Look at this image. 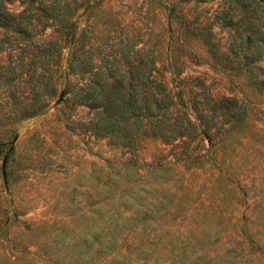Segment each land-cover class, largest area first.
I'll return each instance as SVG.
<instances>
[{"label":"rangeland","instance_id":"obj_1","mask_svg":"<svg viewBox=\"0 0 264 264\" xmlns=\"http://www.w3.org/2000/svg\"><path fill=\"white\" fill-rule=\"evenodd\" d=\"M72 3L75 33L153 47L164 79L204 76L248 110L213 139L191 140L189 154L152 133L126 146L84 130L87 108L58 95L20 116L27 83L0 74V264H264V90L210 52L207 37L227 48L218 1ZM43 33L63 45L50 67L59 90L66 33Z\"/></svg>","mask_w":264,"mask_h":264},{"label":"trees","instance_id":"obj_2","mask_svg":"<svg viewBox=\"0 0 264 264\" xmlns=\"http://www.w3.org/2000/svg\"><path fill=\"white\" fill-rule=\"evenodd\" d=\"M11 1L0 0V52L14 48L16 56L0 74L27 83L20 116L43 112L58 95L87 108L90 117L80 124L94 135L135 146L142 134L152 133L181 144L189 154L198 135L211 140L247 113L243 99L215 93L204 76L164 79L153 47L122 38L100 46L86 30L75 33L65 22L74 11L72 0H18L17 7ZM217 1L216 17L228 30L227 48L219 54L207 37L210 52L230 68H244L255 87L264 90V0ZM48 26L63 29L69 44L59 90L50 67L63 45L60 38L43 35Z\"/></svg>","mask_w":264,"mask_h":264}]
</instances>
